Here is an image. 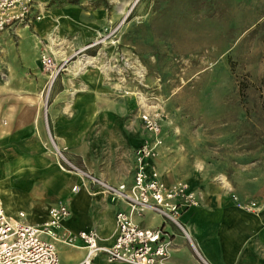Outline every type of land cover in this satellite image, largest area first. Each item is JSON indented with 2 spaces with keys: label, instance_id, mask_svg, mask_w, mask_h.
Returning a JSON list of instances; mask_svg holds the SVG:
<instances>
[{
  "label": "crops",
  "instance_id": "0c3cea01",
  "mask_svg": "<svg viewBox=\"0 0 264 264\" xmlns=\"http://www.w3.org/2000/svg\"><path fill=\"white\" fill-rule=\"evenodd\" d=\"M32 24L37 26L30 37L51 38L48 19ZM88 28L98 29L95 25ZM94 39V35L82 42L76 39L75 49L82 51ZM41 52L60 61L72 49L57 48L50 42ZM34 62L37 65V57ZM81 65L79 60L74 66L79 67V73L71 68L57 81L55 78L51 100L44 110L38 105V92H32L31 81L27 86L29 91L20 95L15 89H0V197L9 216L23 212L24 221L34 226L47 220L51 206L67 202L70 217L65 228L73 233L95 230L99 245L109 247L115 238V213L127 210L126 206L102 195L95 185H83L79 174L62 172L57 159L44 145L51 136L77 168L114 186H129L133 180L134 151L145 135L134 97L122 93L129 90V84H122L119 78L115 79L120 83L115 82L112 78L115 75L100 67L80 72ZM46 78L40 80L41 85H53L49 75ZM159 96L161 100L163 97ZM17 98H20L18 105ZM166 114L168 119L162 124L161 134L163 137L164 133H171L170 149L162 145L152 164L164 182L187 183L199 200L198 206L184 210L181 215L189 240L173 226L165 225L173 238L166 264H264V155L262 158H177V129L169 113ZM100 147L107 148L104 158L100 157L103 155ZM75 187L78 190L73 191ZM232 193L241 202H253L255 206L236 205L230 199ZM135 221L145 228L163 224L160 216L151 212L136 217ZM56 249L59 264H82L87 257V249L82 246L57 244ZM89 264L124 263H108L103 254H97Z\"/></svg>",
  "mask_w": 264,
  "mask_h": 264
},
{
  "label": "rangeland",
  "instance_id": "374dc122",
  "mask_svg": "<svg viewBox=\"0 0 264 264\" xmlns=\"http://www.w3.org/2000/svg\"><path fill=\"white\" fill-rule=\"evenodd\" d=\"M36 1L40 21L48 19L51 23V38L30 37L37 26L34 24H15L1 31L0 89H15L20 95L29 91L31 81L32 92H38V105L44 110L54 84L66 70L77 71L79 67L74 66L79 60L80 72L98 67L86 64L87 57L96 55L106 44L83 52L75 49L76 39L82 42L93 35L96 39L101 33L99 26L106 22V26L117 29L114 39L119 40V50L139 61L149 91L162 95L165 112L177 129V158H262L264 0ZM94 25L97 31L89 30ZM50 42L72 52L60 61L55 59L59 67L63 66L55 83L48 87L41 85L40 80L46 81L49 74L38 62L39 53ZM112 78L120 83L117 76ZM131 80L132 75L126 83L132 91L137 83ZM16 100L18 105L20 98ZM170 134L162 137L166 150L170 149ZM44 149L57 159L62 172L79 174L65 149H60L51 136ZM99 151L101 158L106 157L107 148L100 147ZM83 173L79 174L83 185H95L92 178L107 182L87 170Z\"/></svg>",
  "mask_w": 264,
  "mask_h": 264
},
{
  "label": "built area",
  "instance_id": "2783aa9c",
  "mask_svg": "<svg viewBox=\"0 0 264 264\" xmlns=\"http://www.w3.org/2000/svg\"><path fill=\"white\" fill-rule=\"evenodd\" d=\"M42 18L36 0H0V32L15 24L28 26ZM117 29L106 26L94 42L83 50L99 44L102 46L96 55L87 57L86 64L98 65L103 71L112 73L126 83L132 75L137 83L134 90H122L124 95L135 99L136 111L141 122L144 138L134 151L133 180L125 184L111 185L92 178L100 192L115 202L124 204L127 210L115 213V238L109 247L99 245L95 230L73 233L65 228L70 217L67 202H59L47 211V220L34 226L24 221L23 212L9 216L0 197V264H59L56 246L84 247L87 257L82 264H89L97 254H103L108 263L124 264H166L173 246L172 233L165 224L155 228H145L135 221L147 212L161 216L180 234L189 240L187 225L181 221L184 210L198 206L196 194L185 182L167 184L160 172L152 164L158 149L162 146V124L167 122V114L161 101L144 84V71L139 61L119 50V40L114 39ZM82 50V51H83ZM41 68L49 74L50 85L62 66L59 67L51 54L41 52ZM56 149V148H55ZM84 175L83 171L73 168ZM75 187L73 191H76ZM230 199L243 208L254 207L253 202L243 203L232 193Z\"/></svg>",
  "mask_w": 264,
  "mask_h": 264
},
{
  "label": "trees",
  "instance_id": "16d2710c",
  "mask_svg": "<svg viewBox=\"0 0 264 264\" xmlns=\"http://www.w3.org/2000/svg\"><path fill=\"white\" fill-rule=\"evenodd\" d=\"M78 169L81 170V171H84L83 169H81V168H79V167H78Z\"/></svg>",
  "mask_w": 264,
  "mask_h": 264
},
{
  "label": "bare ground",
  "instance_id": "6f19581e",
  "mask_svg": "<svg viewBox=\"0 0 264 264\" xmlns=\"http://www.w3.org/2000/svg\"><path fill=\"white\" fill-rule=\"evenodd\" d=\"M74 190V188H72Z\"/></svg>",
  "mask_w": 264,
  "mask_h": 264
}]
</instances>
